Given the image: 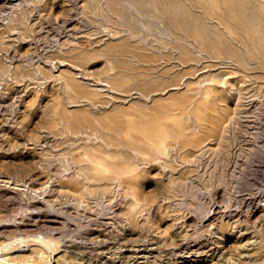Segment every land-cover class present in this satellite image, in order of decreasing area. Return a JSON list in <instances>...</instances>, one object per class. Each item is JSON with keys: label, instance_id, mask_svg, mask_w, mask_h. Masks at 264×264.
Masks as SVG:
<instances>
[{"label": "rangeland", "instance_id": "obj_1", "mask_svg": "<svg viewBox=\"0 0 264 264\" xmlns=\"http://www.w3.org/2000/svg\"><path fill=\"white\" fill-rule=\"evenodd\" d=\"M0 264H264V0H0Z\"/></svg>", "mask_w": 264, "mask_h": 264}, {"label": "bare ground", "instance_id": "obj_2", "mask_svg": "<svg viewBox=\"0 0 264 264\" xmlns=\"http://www.w3.org/2000/svg\"><path fill=\"white\" fill-rule=\"evenodd\" d=\"M69 23V22H68ZM71 29H72V27H71ZM70 30V29H69ZM73 30V29H72ZM75 30V29H74ZM71 32H73V31H71ZM168 147H169V145H167L165 142H162L161 143V145L158 147V150H156L157 152L155 153V155H158V153H164V152H166V150L168 149ZM204 206H201V208H200V211H203L204 210V208H203ZM200 226V225H199ZM232 229H233V226L231 227ZM230 228V229H231ZM202 229V230H201ZM231 229V230H232ZM199 231V234H204L203 232H204V230L205 229H203L202 228V226L198 229ZM247 230V229H246ZM232 231H234V230H232ZM231 234H232V232H231ZM223 235V234H222ZM42 241H43V243L44 244H46L47 246H48V249H49V251H50V256H51V259H54V257H55V254L58 252L57 251V247H56V245H55V242L52 240V239H49V238H43V239H41ZM201 248V247H200ZM230 254H231V252H230ZM124 256V255H123ZM126 257V256H125ZM227 258H230V257H228L227 256ZM231 258H233V256L231 257ZM122 260V259H121ZM51 261V260H50ZM113 262V261H112ZM146 263V262H145Z\"/></svg>", "mask_w": 264, "mask_h": 264}]
</instances>
